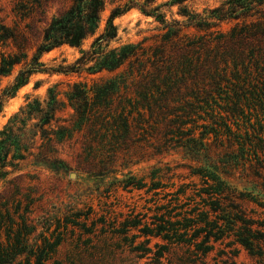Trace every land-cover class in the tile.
Here are the masks:
<instances>
[{
	"label": "rangeland",
	"instance_id": "obj_1",
	"mask_svg": "<svg viewBox=\"0 0 264 264\" xmlns=\"http://www.w3.org/2000/svg\"><path fill=\"white\" fill-rule=\"evenodd\" d=\"M129 1L147 7L145 0H106L98 33L104 30L111 10ZM237 3L155 0L147 9L157 7L154 13L162 17L147 15L138 6L117 17L118 38L112 46L139 45L152 60L164 52L183 71H188L191 59L196 62L199 58L205 74L199 75L198 80L205 81L200 86L212 94L199 99L182 97L181 105L173 110L175 114L164 120L151 115L147 106L143 109L147 101L136 95L135 85H121L97 121L98 131L91 133L85 126L60 144L47 143L39 133L33 140L30 130L19 140L13 138L9 156L12 164L0 167V177L9 172L0 181V201L2 205L9 201L8 212L14 220L4 221L3 230L9 227L16 231L22 216H27L37 226L31 237L34 247L35 243L45 244L43 235L54 244L48 264H260L237 241L235 231L241 223L233 227L227 220L218 219L224 214L215 212L211 204L214 199L221 200V207L232 220L234 200L252 218L264 222V196L260 195L264 169L257 164V159H264V85L251 80L245 83L236 76L239 69L240 77H247L242 63L251 54L250 47L237 36L245 21L238 16L243 9L224 18L220 12L226 13ZM70 4L71 0H0V26L12 35L0 40V62L10 54L31 58L43 41L44 29ZM261 9L264 6L251 10L255 15L246 21L260 20L259 25L264 27V13L257 12ZM93 39H86L82 48H89ZM80 50L63 45L45 53L41 62L54 69L65 66L80 56ZM22 63L10 74L0 75V95L13 84ZM217 70L225 79L213 92L212 74L207 73ZM253 70L256 75V68ZM113 75L107 71L95 75H32L28 83L4 100L0 132L29 101H45L51 87H56L67 104L57 117L72 121L74 110L67 98L71 85L87 82L90 89L95 83L102 84L101 78ZM182 92L189 90L183 86ZM187 113L191 114L186 117ZM42 154L62 162L45 163ZM2 210L5 214V208ZM188 218L190 238L197 229L218 220L220 228L214 229L215 236L202 250L196 247L205 240L206 232L199 234L192 245L159 235L164 225L168 226L167 221ZM207 246L213 249L205 253ZM144 249L150 252L141 258ZM161 251L163 256L157 259Z\"/></svg>",
	"mask_w": 264,
	"mask_h": 264
},
{
	"label": "trees",
	"instance_id": "obj_2",
	"mask_svg": "<svg viewBox=\"0 0 264 264\" xmlns=\"http://www.w3.org/2000/svg\"><path fill=\"white\" fill-rule=\"evenodd\" d=\"M172 1L181 4L188 0ZM231 1H237L238 3L228 8L226 13L224 11H218L222 13L221 16L224 18L227 13H235L238 8L243 9V13L238 16L245 18V21L243 22L241 30L237 32V36L251 50V54L247 55V58L242 63V69L245 70L247 77L242 79L240 77L242 73L239 69L236 71V76L240 81L245 83L251 80L264 85V27L259 25L260 20L246 21L247 18L255 15V13H250L251 10L264 6V0ZM154 2L155 0H145V5L148 7ZM133 6L139 7L133 1L125 3L124 6L119 5L114 7L111 10L104 30L98 33L101 13L106 7V0H71L70 6L55 16L52 22L44 29L43 41L31 58H28L26 54L3 56L0 62V75H8L16 65L22 62L24 64L22 63L23 67L16 75L13 84L7 86L0 95V111L4 100L12 97L21 86L29 82L32 75L39 72L52 74L77 73L79 75L86 73L95 75L107 71L114 73V75L101 78L103 83H95L90 89L88 88L87 82H75L71 85L72 88L67 93V98L69 105L74 110L71 118L72 121L57 117V114L63 111L67 107V104L60 99L56 87L48 89V97L45 101L42 102L39 98H34L32 101H29L21 109L20 113L15 115L14 120L10 121L0 132L1 168L6 167L7 163L12 164L9 156L11 154L10 148L14 145V143H11L13 138L20 139V136L28 134V130L33 131V133L31 132L32 136H34L33 140H35L34 138L39 133L41 139L46 140L49 144H60L66 138L71 139L76 131L83 130L85 126L92 133L97 128V121L104 115V111L113 102V97L115 93L119 92L121 85H124L126 88L130 85H135L136 95L147 101V104L143 105V109L145 110V106H147V110L151 115L157 114L158 116L164 117V120L175 114L176 111L173 110L181 105L182 102L180 100H184L182 97L191 96L199 99L203 95L208 96L212 94L210 89H205L204 86H200L205 81H199V75L205 74L203 73L204 70H201L203 64L199 63V58H197L196 62H194V59H191L188 71H183L179 66L176 67L175 59L170 55H164V52H162L163 55L160 58L152 60L147 55V51L142 50L139 45L123 44L112 46V43L118 38V27L115 25L114 20L125 14ZM147 7L140 5L139 8L147 15L156 16L157 18L162 17L160 14L155 15L154 12L158 10L157 7L151 10H148ZM257 12L263 14L264 9L257 10ZM0 29L4 30V33H0V40H5L12 36L8 29H4L2 26H0ZM89 37H94V39L89 48L83 49L82 45ZM63 45L81 48L80 56L73 63L65 66L60 65L55 69L46 67L45 63L41 62L42 56ZM253 68H256L257 76L253 75L255 72ZM225 70H222L224 72L223 74L227 75V71ZM207 74H212L209 79L212 80L210 87H212L214 92L215 89L220 87V84L225 78H223L220 70ZM189 80H191L190 83ZM183 86L189 90V93L182 92ZM156 95L158 97L160 96L159 100L155 99ZM149 96H151V100H149ZM174 96H180V98L173 99ZM186 105L192 106L190 103ZM190 114L187 113L186 117ZM176 116L179 117V114H176ZM54 122L57 125H54ZM18 123H21L22 126L18 125ZM126 126L128 130L129 124H126ZM98 130L96 129L95 131ZM19 144H21V141H19ZM41 157L45 163L54 161L55 163L61 164L62 162L60 159L50 157L49 155L42 154ZM15 158L13 156V159ZM257 164L264 169V159H257ZM7 174L9 172H6L3 177H0V181ZM263 193L264 185L260 187V195L264 196ZM228 197L230 196H225V199L231 200ZM220 201L219 199H214L211 203L215 212L221 210L224 214L222 218L218 216V219L227 220L228 224L233 227L240 222L241 226L235 231L237 241L248 249L250 254L260 264H264V222L252 218L247 210L241 204H235L233 202L234 200H231V206L235 210L231 220V216L226 212V209L221 207ZM1 202L0 264H48L49 260L52 259V252L55 248L54 244L41 234L45 239V244L38 245L35 243L36 245L34 247L31 243V237L37 232V226L31 224L29 218L24 215L22 216V223L16 231L9 227L3 230L5 226L4 221L13 222L14 219L8 212L9 201H6L7 204L4 203L3 205ZM4 208L6 210L5 214L2 210ZM190 222L191 220L189 218L184 221H167L168 226L164 225L159 235H162V237L168 240H178L180 243L192 245L194 239L199 234L206 232L205 240L196 247L197 250H202L204 244L210 241L211 236H215L214 229L220 228L217 224L218 220H215L209 222L206 228H201L202 230L197 229L195 231L196 235L193 234L192 238H190L188 233V228L191 227ZM212 249V246H207L204 247L203 251L207 253ZM163 251L156 254L157 259L163 256ZM149 252V249H144L140 257L147 256ZM151 263L150 261H146L145 264ZM51 264L61 263L55 261Z\"/></svg>",
	"mask_w": 264,
	"mask_h": 264
}]
</instances>
